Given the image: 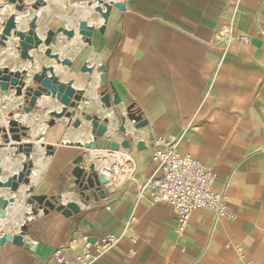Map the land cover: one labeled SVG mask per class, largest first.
Wrapping results in <instances>:
<instances>
[{"label":"crops","instance_id":"0c3cea01","mask_svg":"<svg viewBox=\"0 0 264 264\" xmlns=\"http://www.w3.org/2000/svg\"><path fill=\"white\" fill-rule=\"evenodd\" d=\"M33 1L26 0L28 7L18 14L11 4L0 0L2 9H8V14H0V23L15 13L19 29L25 31L28 22L37 17L41 38L47 30L76 29L80 21L93 25L90 43L78 35L70 40L59 35L51 46L53 50L60 45V59L71 61L70 68H60L79 76L88 92L95 91V98L81 102L75 113L69 111L88 114L87 103L100 109L99 68L103 66L107 83L120 98V104L107 114L116 119L130 107L147 122L146 128L135 131L127 120L126 134L120 139L112 123V135L105 137L119 142L130 135L134 143L143 141L146 150L139 152L132 145L130 153L122 149L117 154L101 152L106 161L127 154L130 175L125 180L109 177V193L81 204L73 161L85 151L62 142L89 141L90 125L83 122L76 130L70 120L61 118L50 126V111L60 108L55 100L43 97L35 111L25 115L22 97L12 90L0 91V128L11 119L23 123L29 132L22 143L34 146L29 186L19 187L16 203L8 208L6 219L0 220V236L17 234L25 223V240L37 245L32 252L5 242L0 246V264H57L54 251L72 238L76 246L65 252L67 257L79 251L82 238L94 241L107 234L120 235L130 215L136 219L129 233L134 239L129 235L122 238L93 264H264V0H103L119 1L124 9L111 8L102 34L97 31L101 18L93 11L96 0H47L38 13L30 8ZM227 26L247 37L248 43L235 42L224 48L219 43L220 30ZM9 45L0 46V69L29 67L20 60L16 42ZM37 55L31 74L41 66H51L52 60L42 52ZM84 65L92 73L81 77ZM68 80L60 77L61 82ZM120 125L117 122L118 129ZM170 137L181 138V150L212 170L211 190L227 195L232 219H215L211 212L198 210L177 235L171 206L137 199L138 184L158 172L151 158L152 141ZM15 145L11 141L0 151L2 181L18 173L26 161L23 154L16 155ZM46 146L54 148L52 156L46 154ZM88 153L91 160L85 157L82 170L95 162L102 174L111 164L102 166L98 162L102 157ZM27 187L33 188V195H61V202H76L80 211L69 218L56 211L28 216L30 207L24 203L30 196ZM10 196L8 189L0 188V211L3 200Z\"/></svg>","mask_w":264,"mask_h":264},{"label":"water","instance_id":"95a60500","mask_svg":"<svg viewBox=\"0 0 264 264\" xmlns=\"http://www.w3.org/2000/svg\"><path fill=\"white\" fill-rule=\"evenodd\" d=\"M8 4L13 6L14 12L21 14L26 10L28 4L26 0H4ZM47 0H34L31 3L30 8L38 13L41 8L47 5ZM97 5L93 11L102 20V25L97 29L99 33H103L105 24L107 22L111 8L122 11L124 9L123 4L119 1L96 0ZM90 6L92 2L89 3ZM15 13L8 16L5 21L0 23V46L5 47L7 43L12 40L16 42V51L19 53V58L24 63H29V67H23L21 70L13 71L10 66L0 69V91L8 92L14 91L16 97H22L24 99V106L21 108V112L28 115L35 111L38 107L39 101L45 97L55 100L60 105L58 111H50L49 125L53 126L55 119L66 118L70 120L73 129H79L82 126V120L72 119L73 114L79 110V104L84 101L83 89L74 88V81L72 79L61 82L60 77L56 74V67H71V61L68 59H60V56L53 53L51 46H54L57 42L59 35L64 36L66 39H73L75 36L84 38L86 43H90V38L94 30L93 25H88L86 21H80L76 29L58 28L55 31L47 30L44 37H40L37 33L38 30V18L33 17L27 24V29L21 31L19 29L20 22L16 20ZM31 52V53H30ZM42 52V54L54 61V65L41 66L38 72L31 74V67L35 65V57L33 54ZM100 80L103 90L100 93V109L108 110L112 106L117 107L120 104V98L116 94L111 84L106 81L105 68L101 66ZM82 72L91 74L92 68L84 65L81 69ZM109 89V90H108ZM72 110L74 113H71ZM84 122L90 125L89 133L91 139L86 143L80 142H68L63 141L62 145L69 147H77L85 150V155L88 156L89 150H109L112 152H118L120 149L125 150L127 153L131 152L132 145L137 151L146 150L143 141H137L134 143L133 137L130 135L128 139H123L120 143L109 141L105 138L108 131V124L110 120L107 117L102 119L94 114H81ZM120 128L119 131L122 135L126 134V120H128L135 131L141 130L147 127V122L143 119L142 115L132 111L129 107L126 109V115L120 116ZM29 129L23 123L11 119L7 122V125L0 128V151L5 149L10 142H14V148L17 154H23L26 161L21 164V169L18 173H14L8 176L4 181L1 180L3 170L0 167V188H6L11 193V196L4 199L2 202V208L0 211V220L6 219L8 208L12 207L17 198L19 197V187L29 186L30 176L34 166L31 160V154L33 153V144L30 142H23V138H27ZM148 140L151 141L152 137L148 136ZM46 154L52 156L54 154V148L52 146L45 147ZM85 155L78 156L73 165L78 173L77 185L80 189L79 200L81 204H85L90 197L96 199L97 196H105L109 193L106 187L110 184V179L100 175L93 164L88 167H84L82 170ZM27 192L30 195L25 204L30 207V211L27 215L37 216L38 212L43 215H47L52 211L60 213L62 216L69 218L73 214H77L80 211V205L73 201L66 203L61 202L63 197L61 195L57 197H47L46 195H33V188L27 187ZM61 202V203H60ZM26 224L20 227L17 234L4 233L0 236V246L6 243H13L18 247H23L26 250L35 252L37 245L35 243L25 240Z\"/></svg>","mask_w":264,"mask_h":264},{"label":"built area","instance_id":"2783aa9c","mask_svg":"<svg viewBox=\"0 0 264 264\" xmlns=\"http://www.w3.org/2000/svg\"><path fill=\"white\" fill-rule=\"evenodd\" d=\"M248 41L247 37L237 35L229 26L220 30L219 43L224 48L231 43L245 44ZM180 139L170 137L152 141L151 158L157 163L158 172L148 181L139 183L136 190L138 200L149 198L154 204L167 205L174 209V231L177 235L183 233L191 215L198 210L211 212L215 219L233 218L227 208V195L211 190L215 179L212 170L182 151ZM135 223V217L130 215L120 235L107 234L94 241L82 238L79 251L67 257L65 252L74 250L76 246V239L72 238L66 246L54 251L53 259L57 264H93L115 248L122 238L128 237ZM128 238L134 239L130 235ZM236 251L240 252L241 249L237 248Z\"/></svg>","mask_w":264,"mask_h":264},{"label":"bare ground","instance_id":"6f19581e","mask_svg":"<svg viewBox=\"0 0 264 264\" xmlns=\"http://www.w3.org/2000/svg\"><path fill=\"white\" fill-rule=\"evenodd\" d=\"M56 6V5H55ZM54 6V7H55ZM4 9V10H3ZM2 9V7L0 6V14H8V9L5 7V8H3ZM56 11V10H55ZM61 13V12H60ZM1 16V15H0ZM61 18V17H60ZM40 29V27H39V25H38V30ZM38 30H37V33H38ZM11 43H14L12 40H10L9 42H8V44H10L11 45ZM58 44V43H57ZM9 45V46H10ZM69 47V46H68ZM11 48V47H10ZM12 49V48H11ZM61 46L60 45H56V47H54L53 48V50H54V53H59L60 51H61ZM66 50V49H65ZM10 52V51H9ZM12 54V53H11ZM65 54V53H64ZM60 57H62L63 55L62 54H58ZM67 55V54H66ZM12 57V56H11ZM10 57V58H11ZM34 57H36V59L38 60L39 59V56L36 54V56H34ZM7 58V57H6ZM7 59H9V58H7ZM48 64H50V65H53V62L51 61V62H49ZM38 65V64H37ZM55 71H56V74H58L61 78H62V80H67V79H72L73 81H74V85L76 86V87H78V88H80L81 89V87H83V85H84V83H83V81H81L79 78H76V77H74V75H71V74H69L65 69H62V68H60V67H56L55 68ZM96 80V79H95ZM85 81V80H84ZM95 82V81H94ZM93 82V83H94ZM95 84V83H94ZM92 85V84H91ZM93 86V85H92ZM92 90V89H91ZM90 91V90H89ZM95 92V91H94ZM93 91H90V92H88L87 93V95H88V97H91V98H95L96 96H95V93H94ZM95 101V100H94ZM41 102H42V100H40L39 101V104H41ZM83 105V104H82ZM85 105V104H84ZM86 106H88V108L89 109H92L94 106H95V103H91V104H89V103H87L86 104ZM97 106V105H96ZM107 110H101V111H99V115L100 116H103V117H108L109 119H110V121H112L113 119H114V117H113V115L111 114V115H109V114H107V112H106ZM82 127V126H81ZM80 127V128H81ZM79 128V129H80ZM78 130V129H77ZM112 128H111V125H109V128H108V131H107V133L106 134H108V136L110 137L111 135H112ZM106 136V135H105ZM106 138V137H105ZM106 139H108V138H106ZM109 141H112V142H117V141H114V140H111V139H108ZM87 142V141H86ZM85 142V143H86ZM117 143H120V141L119 142H117ZM82 144H84V143H82ZM81 149V148H80ZM82 150H84V149H82ZM123 150V149H122ZM35 151V150H34ZM85 151V150H84ZM95 151H98V152H95ZM103 151H106V152H110V153H114V154H117L118 152H112V151H109V150H89V151H87V153L88 152H94L93 153V156H100V157H102L98 162L102 165V166H105L106 165V163L108 162V163H111V164H113L112 165V167H111V164L109 165V167L107 168V169H103V172H102V174L104 175V177H106V178H108L109 179V177H114V176H118V178L120 179V180H125L129 175H130V173H129V169H130V167H131V164H130V159H129V157H128V155L127 154H124L122 157H118V158H114L113 160H111V161H106L105 159H104V153H101V152H103ZM125 151V150H124ZM88 160H91V158H90V154L88 153ZM95 165V164H94ZM95 169H96V171H97V168H96V165H95ZM98 172V171H97ZM99 173V172H98ZM100 175H102L101 173H99ZM102 175V176H103ZM23 195V194H22ZM21 198V197H20ZM25 203V202H24Z\"/></svg>","mask_w":264,"mask_h":264},{"label":"rangeland","instance_id":"374dc122","mask_svg":"<svg viewBox=\"0 0 264 264\" xmlns=\"http://www.w3.org/2000/svg\"><path fill=\"white\" fill-rule=\"evenodd\" d=\"M52 52L54 53V50H52ZM85 76H87V73H85L84 74V76H81V77H85ZM76 78H80L79 76L77 77L76 76ZM84 89V99L85 98H87L88 97V95H87V93H88V89H87V86L86 87H83ZM83 102H89V97H88V99L87 100H84ZM100 102V101H99ZM86 105V104H85ZM86 111L88 112V114H90V115H93L92 113H94V114H96V115H98L99 116V111H101V109H97V110H94V108L93 109H90V110H88L87 108H86ZM74 116H79V118L78 119H80V120H82V124H83V122H84V119L81 117V115H79L78 113L77 114H73V117ZM100 117V116H99ZM101 119L103 118V117H100ZM108 118V117H107ZM109 119V118H108ZM110 120V119H109ZM120 120H119V116H117L116 115V119H114L113 121H110L109 122V124H108V128H109V125H111L112 123H113V125H115L116 127H114V134L116 135V137L118 138V139H120V137H121V133H120V131H119V129L117 128V122H119ZM126 123H127V120H126ZM122 140V139H121ZM120 140V141H121ZM80 155H85L84 153H81ZM85 157H88L87 155H85ZM93 162V161H92ZM94 164H95V162H93ZM95 166V165H94Z\"/></svg>","mask_w":264,"mask_h":264}]
</instances>
